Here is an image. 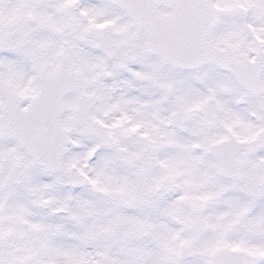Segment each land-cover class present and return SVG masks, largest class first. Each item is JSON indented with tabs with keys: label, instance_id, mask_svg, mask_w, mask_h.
I'll return each mask as SVG.
<instances>
[{
	"label": "snow or ice",
	"instance_id": "6c2138e0",
	"mask_svg": "<svg viewBox=\"0 0 264 264\" xmlns=\"http://www.w3.org/2000/svg\"><path fill=\"white\" fill-rule=\"evenodd\" d=\"M0 264H264V0H0Z\"/></svg>",
	"mask_w": 264,
	"mask_h": 264
}]
</instances>
